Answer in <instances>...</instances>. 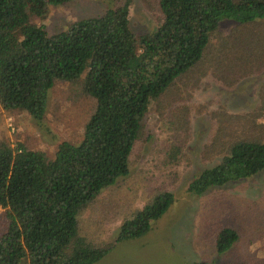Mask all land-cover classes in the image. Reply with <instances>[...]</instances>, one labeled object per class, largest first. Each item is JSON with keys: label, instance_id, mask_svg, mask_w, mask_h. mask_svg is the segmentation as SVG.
I'll list each match as a JSON object with an SVG mask.
<instances>
[{"label": "trees", "instance_id": "trees-1", "mask_svg": "<svg viewBox=\"0 0 264 264\" xmlns=\"http://www.w3.org/2000/svg\"><path fill=\"white\" fill-rule=\"evenodd\" d=\"M70 1L0 0L1 107L25 111L41 122L54 82L81 76L83 92L96 100L82 139L61 142L53 157L22 143H0V206L5 209L0 264H96L115 244L145 235L174 202L171 192L155 194L122 220L104 246L78 235V214L129 174L149 104L199 62L221 24L264 18V0H159L160 25L136 36L130 0H125L52 35L31 21ZM261 171L264 140L236 141L219 163L190 179L187 191L202 195ZM237 240L234 229H221L217 254Z\"/></svg>", "mask_w": 264, "mask_h": 264}, {"label": "rangeland", "instance_id": "rangeland-1", "mask_svg": "<svg viewBox=\"0 0 264 264\" xmlns=\"http://www.w3.org/2000/svg\"><path fill=\"white\" fill-rule=\"evenodd\" d=\"M124 1L72 0L31 21L52 35ZM158 2L130 0V27L136 36L160 25ZM82 83L83 76L56 80L41 122L0 105V143H22L48 157L63 141L78 143L96 108ZM240 140H264V18L221 24L199 62L151 101L132 148L129 174L81 210L78 235L94 246L107 245L122 220L155 194L169 191L175 200L145 235L115 244L96 264H264V171L202 195L187 191L196 173L219 163ZM4 212L0 206V233ZM225 227L234 229L238 240L217 254L215 240Z\"/></svg>", "mask_w": 264, "mask_h": 264}]
</instances>
